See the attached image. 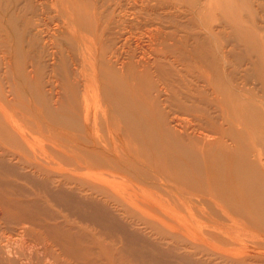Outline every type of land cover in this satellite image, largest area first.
I'll return each mask as SVG.
<instances>
[{"label":"bare ground","instance_id":"1","mask_svg":"<svg viewBox=\"0 0 264 264\" xmlns=\"http://www.w3.org/2000/svg\"><path fill=\"white\" fill-rule=\"evenodd\" d=\"M260 8L242 18L232 0H0V136L32 152L33 169L66 165L117 206L1 156L0 264H264ZM229 45L237 64L256 56L250 73L229 69ZM23 102L30 118H18ZM27 185L105 237L61 222ZM129 218L157 221L191 251L150 246Z\"/></svg>","mask_w":264,"mask_h":264},{"label":"rangeland","instance_id":"2","mask_svg":"<svg viewBox=\"0 0 264 264\" xmlns=\"http://www.w3.org/2000/svg\"><path fill=\"white\" fill-rule=\"evenodd\" d=\"M232 1L234 3V9L237 10L236 13L238 14V16L242 18L244 17L247 18L251 16L250 13L254 14L252 11V3L254 4L255 9H258L261 7V5H264V0H254V2H249L251 3L250 7L248 6V2H245L244 6H242V3L240 0H232ZM259 10H260V15L262 16L264 20V14H263L264 9L260 8ZM232 48L233 47L229 45L226 49V51L228 52L227 53V62H228L227 64L229 66V69L230 70L237 69L238 72H241V73H245V72L250 73L253 69L248 64L249 60L251 59L252 61H256L257 60L256 56H252L251 58H249L248 62L246 61L242 64H239V63L237 64V61L234 60V57L231 58L232 55L230 54V51L232 50ZM241 49L244 51V47L239 46L238 48L239 51L236 49L235 54L242 56L243 51ZM240 50L242 51V53ZM45 79L49 80V77L48 78L46 77ZM6 87L7 85L4 86V88ZM6 89H8L9 91L10 88H6ZM58 92H60L61 94L63 93L62 90H59ZM20 106L21 107L18 108L19 109L18 118L23 119L22 117L23 115H25V117L27 118H30L32 115H31L29 103L23 102V104H20ZM2 116L3 114L0 112V117ZM29 153L30 155H26L24 152L20 151V149L16 148V144L14 143V141L6 140L2 136H0V157L5 156V158L8 159L10 163L12 162L15 163L19 167L18 170L20 173H26L28 175H32V177L35 176L34 178H38V177H41L44 179L52 178L49 181H52V187L54 189L58 188L56 186H64L65 188H67V190L73 191L75 195L83 201H86V200L91 201L92 199L96 201H100V200L106 201L107 200L108 204L110 203L109 205H111L112 209L115 210L117 208V206L114 203H112L114 200H112V202L111 200L109 201L108 198H106L105 195L102 194L103 191L98 190V192H96L97 190H95L93 186H90L89 184L82 185L78 178H73V175H76L77 173H75L73 170H70V168H68L66 165L58 166V164L53 163L50 166H47L44 162H42L43 166L40 165L37 168V170L35 168L33 169L31 165L33 164V162L36 161V157L32 152H29ZM36 165L37 164H35V166ZM72 178L74 180H72ZM27 187H28L27 189H29L28 191L33 194L34 196L33 198L37 197L41 199L44 203L46 202L45 204L50 208V211H49L50 214L58 217L61 222H65L68 225L74 226L76 229H79V230L81 229L83 231H87L91 234H94V236H96L97 238L103 239L105 237V236L104 237L102 236V231L100 228L82 221L81 219H84V218L81 213L80 215H76L72 211H70L73 208L71 209L69 206H66L63 204H56L54 201H50L46 199L43 193L38 191L37 189L30 187V185H27ZM77 216H82V218L80 219ZM127 221L130 223H135L136 227L140 229L141 235H144V237H146L145 239L150 242L149 244L150 246L155 245L163 249H168L169 247L172 248L176 245H179V247H182L183 249H179L176 254L180 253L182 255L188 254L191 251L190 248H185L186 246L183 244V242L177 243L176 240L173 239L171 235H169L168 232L164 230V227L160 223L159 225H157L158 224L157 221L152 222L150 221V219H148L143 224L139 223L137 220L130 219V218ZM105 242L106 243L110 242V239H106ZM114 244L116 246H119L117 243H114ZM207 257H208L207 255L199 254V255H196L193 259L194 261H197L198 263L208 264L209 260H207Z\"/></svg>","mask_w":264,"mask_h":264}]
</instances>
